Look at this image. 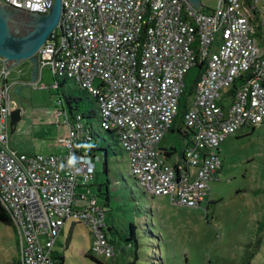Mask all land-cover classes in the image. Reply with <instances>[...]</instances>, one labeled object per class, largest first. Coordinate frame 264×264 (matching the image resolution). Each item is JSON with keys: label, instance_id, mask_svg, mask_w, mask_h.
<instances>
[{"label": "built area", "instance_id": "1", "mask_svg": "<svg viewBox=\"0 0 264 264\" xmlns=\"http://www.w3.org/2000/svg\"><path fill=\"white\" fill-rule=\"evenodd\" d=\"M1 3L44 15L53 0ZM61 4V32L54 30L40 46L39 64L97 98L100 125L117 133L143 193L187 206L206 203L221 167V141L264 122V0H218L211 11L189 0ZM8 63L0 61V205L14 226L19 264H55L52 251L66 220L87 227L93 254L113 257L106 209L87 187L94 163L75 152L76 130L67 125L60 153H24L9 145V115L18 103ZM198 64L203 70L183 115L190 137L182 156L164 157L160 142L185 76Z\"/></svg>", "mask_w": 264, "mask_h": 264}, {"label": "rangeland", "instance_id": "2", "mask_svg": "<svg viewBox=\"0 0 264 264\" xmlns=\"http://www.w3.org/2000/svg\"><path fill=\"white\" fill-rule=\"evenodd\" d=\"M217 1L202 0L203 10L211 11ZM28 14L15 10L8 17L9 30L24 34L28 27L19 22ZM18 68H11L9 81L20 75ZM199 74L198 68H191L185 76L186 85L191 86ZM26 79L20 96L13 94L18 105L21 100L22 111L13 131L8 125L9 145L24 153H59L64 149L59 139L66 135L67 124L64 114L59 113L51 71L45 66L39 79ZM70 84L69 80L66 85ZM93 128L114 148L107 164L111 184L105 222L117 230L111 233L115 255L107 258L93 254L87 227L67 221L54 245L57 254L63 256L62 264H98L87 254L106 264H264V229L256 230L257 222L264 219V122L253 130L241 127L221 141V167L209 183L211 203L200 206L176 204L168 196L143 193L129 174L126 153L99 127L97 117ZM162 144L163 148L174 144L179 154L184 142L178 132L169 131ZM99 156L95 168L100 179ZM89 189L96 192L95 186ZM98 201L103 202V197L99 195ZM130 224L134 225L136 244L128 240ZM17 252L14 227L0 221V264H10ZM54 262L60 264L57 258Z\"/></svg>", "mask_w": 264, "mask_h": 264}, {"label": "trees", "instance_id": "3", "mask_svg": "<svg viewBox=\"0 0 264 264\" xmlns=\"http://www.w3.org/2000/svg\"><path fill=\"white\" fill-rule=\"evenodd\" d=\"M195 67L199 69V73L203 70L202 64H198ZM69 80L71 81V79L67 77H60L55 74L54 82L51 85L53 88H56L58 91L57 102L61 106L60 110L64 113L65 119L67 121V125L72 129L76 130L77 132V137L75 139L76 141L75 152L77 154L89 157L93 161L94 167H95V160L97 155H100L99 157L102 158V169L100 171V179L98 178L99 173H96V168H95L93 177L90 180L89 185L87 187L88 188L89 186L96 187L95 195L97 199L99 195L103 197L104 201L100 202V204H102V206L106 209L105 210V214H106V212L109 210L108 201H109V191L111 184V180L108 177L109 170L107 164H108V158L110 156V152L114 153V148L111 147L110 141H108L104 137H101L100 133L93 128V119L95 117L98 118L99 127L110 135L111 140L114 143H116L122 151L124 150L118 143L117 133L115 132V130L104 129L103 127H101L97 98L92 96L86 89L79 88L73 81L72 84L67 86L66 84ZM192 85L186 86V88L184 89L183 94L181 95L178 102V110L176 112V115L172 123L168 127V129L172 131H174L173 129H175V131L178 132L180 135H182L183 138H187V132L191 134L190 129L186 126L184 122L183 115L187 108V100L190 94L192 93V87H193ZM59 88H61V90H59ZM86 99L88 100L90 99L89 100L90 103H88ZM174 124H177L178 126L180 125V128L179 127L174 128ZM253 129L254 127L251 128V130ZM184 147L185 145L183 144V148L180 150L178 155L180 156L183 155ZM161 149L163 152L162 155L164 157H169L170 155L176 153L177 147L171 146L169 148H161ZM80 188L82 191L83 188L82 187ZM77 191L79 190L77 189ZM210 203L211 200H208L206 202V204H210ZM0 221L4 224L13 226L10 216L1 205H0ZM104 228H105L104 229L105 235L107 236L109 242L113 244L114 236H112V234H116L117 230L115 229L114 226L107 225L106 222ZM130 228L131 229L128 240H132L136 244L135 232L133 230L134 225L130 224ZM255 253H251L249 259H251ZM87 256H89L92 260H94L98 264H106L97 260L91 254H87ZM54 258L59 259L60 264L63 263V256L57 254V252L54 251L53 248L52 251L53 261ZM10 264H19L18 256ZM127 264H133V262H128Z\"/></svg>", "mask_w": 264, "mask_h": 264}, {"label": "water", "instance_id": "4", "mask_svg": "<svg viewBox=\"0 0 264 264\" xmlns=\"http://www.w3.org/2000/svg\"><path fill=\"white\" fill-rule=\"evenodd\" d=\"M194 1L195 3L198 2V0ZM0 5L4 6L1 3V0ZM3 10L4 11L0 13V58L3 61H19L21 59L29 60L33 64L31 80H34L35 74L38 73V49L49 40V36L54 30L61 32L60 20L63 13L61 0H53L50 11L42 15L45 16L43 25L36 28V30L27 37H19L9 30L8 17L10 16V13L6 9ZM10 39L17 41V44H11ZM13 94L20 96L21 86H15L13 88ZM20 105L21 100H19L18 107L10 112L9 126L11 127V131L15 129L17 122L21 119L22 108Z\"/></svg>", "mask_w": 264, "mask_h": 264}, {"label": "crops", "instance_id": "5", "mask_svg": "<svg viewBox=\"0 0 264 264\" xmlns=\"http://www.w3.org/2000/svg\"><path fill=\"white\" fill-rule=\"evenodd\" d=\"M189 1H190L191 3H193L195 6L201 8V9H203V8L205 7V6L202 5V0H198L197 3H195L194 0H189ZM9 17H10V16H9ZM44 17H45V16H42V15L28 14V15L26 16V20L19 22L20 24H23V25H25L26 27H28V29L25 30V33H24V34H17L16 30H13L14 35H17V36H19V37H27L28 35L32 34V33L36 30V28H38V27H40V26L43 25V23H44ZM9 22H10V21H9ZM19 23H18V24H19ZM14 27H16L17 30L19 29V26H18V25H16V26L14 25ZM0 61H2L1 58H0ZM9 63H10V64H9ZM9 63H8V65H9V68H8V69H9V74H8V76L11 75V68H12V67H19V68H18V72L20 73V75H19L18 77L11 78L10 81L14 83V87H15V86H21V90H22V87L25 86V85L27 84V79H26V78H28L29 76H30V77L32 76L33 64H32L29 60H27V59H24V60L21 59V60H19V61H17V60H9ZM45 66H48V67H49V69H50V71H51V74H52V77L54 78V74L52 73L51 67H50L49 65H43V66H41L40 64H38V73L35 74V79H34V80H31L32 82H33V81H36L37 79H39V78L41 77L42 69H43ZM8 79H9V78H8ZM14 87H13V88H14ZM16 108H17V107H16ZM181 126H182V125H181ZM177 127L180 128V125L178 126L177 124H174V128H177ZM183 128H185V127H183ZM173 130L175 131V129H173ZM169 131H172V130H169V129H168V130L166 131V133L169 132ZM7 132H8V130H7ZM166 133H165L163 139L165 138ZM179 136L182 137V135H180V134H179ZM189 137H190V134H189L188 132H187V138H183V137H182V138H183L184 145L187 143ZM163 139H162V140H163ZM162 140H161V142H160V147H161V148L164 147V145L162 144ZM59 144H60V146H61V143H59ZM172 146H175V145L173 144ZM176 151H177V150H176ZM78 189H80V187H78ZM209 200H210V199H209ZM262 217L264 218V211H263V215H262ZM67 221H70L71 224L76 222V221H71V220H66V222H67ZM66 222H65V223H66ZM65 223H64V225H65ZM64 225H63L62 228H61V232H60V234L63 233ZM263 229H264V219L258 221V222H257V227H256L257 232H259V231H261V230H263ZM260 244H261V240H260L259 245H260ZM54 251H55V250H54ZM255 254H256V253H255ZM251 259H252V258H251ZM251 259H250V260H251ZM250 260H249V261H250Z\"/></svg>", "mask_w": 264, "mask_h": 264}, {"label": "flooded vegetation", "instance_id": "6", "mask_svg": "<svg viewBox=\"0 0 264 264\" xmlns=\"http://www.w3.org/2000/svg\"><path fill=\"white\" fill-rule=\"evenodd\" d=\"M3 9H6V10L10 13V16H11L12 14L15 13V10L0 5V13H1L2 11H4ZM11 32L13 33V30H12ZM13 34H14V33H13ZM10 43H11V44H12V43L17 44V41H15V40H11V39H10Z\"/></svg>", "mask_w": 264, "mask_h": 264}]
</instances>
